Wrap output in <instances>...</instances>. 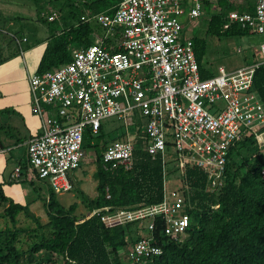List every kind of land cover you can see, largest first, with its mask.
<instances>
[{"label":"built area","instance_id":"built-area-1","mask_svg":"<svg viewBox=\"0 0 264 264\" xmlns=\"http://www.w3.org/2000/svg\"><path fill=\"white\" fill-rule=\"evenodd\" d=\"M205 6L206 0H119L114 12L93 15L106 29L105 37L95 33L94 43L79 48L67 64L29 76L33 112L40 116L42 130L27 142V162L16 167L13 177L25 173L28 179L47 180L56 193L71 191L70 172L88 155L87 128L97 134L112 116L124 120L128 139L110 144L102 165L107 170L131 168L138 141L129 128L144 116L140 138L152 155L162 156L166 171V154L174 146L182 174L195 164L209 172L210 189L222 185L231 148L249 134L262 138L264 103L253 88L260 62L232 71L222 67L203 77L194 36L185 35L182 18L201 17ZM235 24L264 33V0H255L254 11H230L224 28ZM14 36L20 45L28 40ZM105 38L112 39L111 45ZM168 183L166 178L161 202L103 216L109 226L146 222L150 234L123 251L126 264H148L162 254L155 235L159 221L178 240L191 225L185 189L180 184L169 190Z\"/></svg>","mask_w":264,"mask_h":264},{"label":"trees","instance_id":"trees-1","mask_svg":"<svg viewBox=\"0 0 264 264\" xmlns=\"http://www.w3.org/2000/svg\"><path fill=\"white\" fill-rule=\"evenodd\" d=\"M49 1L58 5L60 10V17L50 22L61 24V27L52 26L54 32L47 39L37 69L40 73L58 69L70 62L73 58L72 48L91 45L95 33L105 37L106 29L93 15L103 11L114 12V6L119 2ZM217 2L220 9L209 19L207 33L232 36L251 31L236 24L224 28V24L228 12L232 10L253 11L254 0ZM206 5L210 8L211 1L206 0ZM120 35L119 28L116 37ZM193 40L203 77L217 74L205 67L207 38L196 35ZM105 43L111 45L112 39L105 38ZM254 62L260 64L256 68L253 88L264 103V57ZM143 125L135 128L138 142L133 166L126 168L120 165L108 170L102 165L106 148L115 141L128 139V134L125 131L114 133V141L111 142L104 123L96 135L91 127L87 128L84 146L96 155L94 178L98 191L92 198L81 191L88 214L76 213V202L65 206L48 182L46 204L49 221L42 223L28 203L11 198L5 191V184L0 183V206L3 207L0 214L10 221L4 229H0V264H36L42 251L56 254L63 260L59 263L48 259L46 264H126L123 251H128L136 240L150 234L148 232L146 235L144 231L147 230L146 222L109 226L103 216L119 209L161 202L165 196L166 178L169 181L171 177L168 163L166 171L162 156H154L144 147L140 138L144 132ZM257 141L254 134H249L231 148L223 183L216 189L209 188V172L205 168L189 164L182 174L176 161L173 172L179 185L185 189L191 225L184 238L178 240L167 235L165 222L159 221L155 235L163 252L148 264H264V151L258 147ZM18 180L34 182L25 173ZM106 207L108 209H104ZM96 209L100 211L95 212ZM22 213L34 219L36 227L18 226ZM23 234L32 238L27 248L18 245Z\"/></svg>","mask_w":264,"mask_h":264},{"label":"rangeland","instance_id":"rangeland-1","mask_svg":"<svg viewBox=\"0 0 264 264\" xmlns=\"http://www.w3.org/2000/svg\"><path fill=\"white\" fill-rule=\"evenodd\" d=\"M54 11H58L60 17L58 5H54L49 0H0V58L11 59L19 56L22 54V49L26 51L27 55L29 48L52 36L54 32L52 26L59 25L61 27V24L51 23L48 19ZM211 15L210 8L206 7L203 15L199 18L193 20H189L187 16L182 18V21L186 25L185 35L187 37L199 35L207 38L208 51L204 63L209 71L218 73L222 67L227 71H232L247 63H253L255 60L263 59L261 45L264 43V33L251 30L244 35H212L207 33V24ZM14 34L19 38H23L24 34H26L29 37V41H25L20 45ZM72 49L74 54L79 48L74 47ZM136 122L137 125L129 128V130H132L131 135L133 141L138 139L135 128H138L139 124H145L146 117H138L136 118ZM103 123L111 142L114 141V133L121 131L127 133L128 131L124 120L117 116L108 117L103 120ZM261 137L258 139L257 145L264 151V132ZM242 151L244 153L245 150L242 149ZM166 159L168 169L171 171V177L168 183L169 190L173 191L179 185L178 179L175 178L176 173L173 172V169L176 167L174 146L168 148ZM26 162L27 157L25 159ZM96 168L95 152L88 150V155L82 166L70 172L75 181L74 188L69 192L57 193L59 200L67 207L75 202L78 203L76 210L78 214L89 213L87 204L81 196V191L91 198L98 193L97 180L94 178ZM18 184H20L21 194L23 195L21 201L29 204L31 211L40 217L42 223H47L49 221L48 206L46 204V199L49 195L48 181L34 179V182L18 181ZM2 211L3 207L0 206V213ZM8 224H10V221L0 214V229H4ZM36 225L34 219L26 216L24 213L19 216L18 226L34 228ZM144 231L147 235L148 230L144 229ZM20 237L21 240L18 242V245L21 248H27L32 238L28 234H23ZM48 259L57 260L59 263L63 262L62 258L58 257V255L48 251H42L36 264H46Z\"/></svg>","mask_w":264,"mask_h":264},{"label":"crops","instance_id":"crops-1","mask_svg":"<svg viewBox=\"0 0 264 264\" xmlns=\"http://www.w3.org/2000/svg\"><path fill=\"white\" fill-rule=\"evenodd\" d=\"M219 9L217 0L211 1V13ZM46 45L47 40L29 48L27 55L23 50L19 56L1 57L0 61V183L16 201H21L23 195L18 184L20 177L13 174L17 166L25 165L27 142L42 130L41 118L33 112L29 76L37 72Z\"/></svg>","mask_w":264,"mask_h":264}]
</instances>
